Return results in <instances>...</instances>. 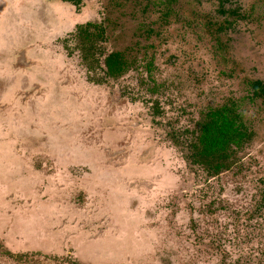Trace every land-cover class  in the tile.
Here are the masks:
<instances>
[{"label":"rangeland","instance_id":"1","mask_svg":"<svg viewBox=\"0 0 264 264\" xmlns=\"http://www.w3.org/2000/svg\"><path fill=\"white\" fill-rule=\"evenodd\" d=\"M127 1L0 0V264H264V102L246 83L264 82V0ZM89 22L112 35L96 72L66 50ZM229 101L252 139L210 177L188 143Z\"/></svg>","mask_w":264,"mask_h":264},{"label":"trees","instance_id":"2","mask_svg":"<svg viewBox=\"0 0 264 264\" xmlns=\"http://www.w3.org/2000/svg\"><path fill=\"white\" fill-rule=\"evenodd\" d=\"M64 3L71 4L80 10L82 0H62ZM223 6L229 0H219ZM127 2L138 1L128 0ZM116 8H121L119 2L115 3ZM123 6V5H122ZM219 12L223 14V10ZM235 16L237 12H231ZM106 23L110 18L105 19ZM108 26L94 23L80 25L74 34L73 48L66 47L68 54L78 52L82 61L91 72H96V67L100 66V60L97 56L104 55L105 51L100 48V43L111 38ZM137 49H127L124 51H114L104 60V71L106 77L111 79H120L136 68L137 60L135 58ZM104 79L88 82L96 85L102 84ZM252 89L251 100L262 99L264 102V85L260 81L249 83ZM196 137L188 143L189 154L187 161L194 167H198L207 173L210 177H216L223 173H228L239 166V156L245 146L251 142L252 133L242 120L239 110V103L229 101L217 108H210L203 119L198 122ZM194 133V132H193Z\"/></svg>","mask_w":264,"mask_h":264},{"label":"flooded vegetation","instance_id":"3","mask_svg":"<svg viewBox=\"0 0 264 264\" xmlns=\"http://www.w3.org/2000/svg\"><path fill=\"white\" fill-rule=\"evenodd\" d=\"M220 2V1H219ZM229 2V1H228ZM227 2V3H228ZM236 16H237V14H236ZM256 81H260V82H262L263 83V85H264V82L262 81V80H260V79H255V80H246V83L250 86V84L249 83H252V82H256Z\"/></svg>","mask_w":264,"mask_h":264}]
</instances>
